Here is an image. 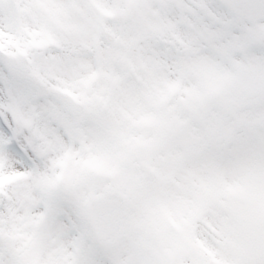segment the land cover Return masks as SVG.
I'll use <instances>...</instances> for the list:
<instances>
[{
    "label": "snow or ice",
    "instance_id": "snow-or-ice-1",
    "mask_svg": "<svg viewBox=\"0 0 264 264\" xmlns=\"http://www.w3.org/2000/svg\"><path fill=\"white\" fill-rule=\"evenodd\" d=\"M0 264H264V0H0Z\"/></svg>",
    "mask_w": 264,
    "mask_h": 264
}]
</instances>
